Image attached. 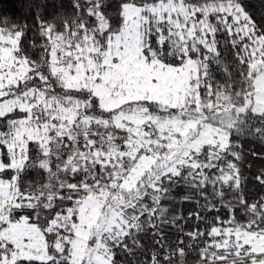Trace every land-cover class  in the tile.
<instances>
[{"label":"snow or ice","instance_id":"6c2138e0","mask_svg":"<svg viewBox=\"0 0 264 264\" xmlns=\"http://www.w3.org/2000/svg\"><path fill=\"white\" fill-rule=\"evenodd\" d=\"M71 10L0 18V264H264V0Z\"/></svg>","mask_w":264,"mask_h":264},{"label":"trees","instance_id":"16d2710c","mask_svg":"<svg viewBox=\"0 0 264 264\" xmlns=\"http://www.w3.org/2000/svg\"><path fill=\"white\" fill-rule=\"evenodd\" d=\"M73 0H0V18L7 17L21 25H27L29 42L39 39V24L41 21L62 24L66 18L73 17L71 5ZM247 3L257 15L262 10V0H247ZM254 167L247 170L249 180L251 172L261 167V161H254ZM254 188V184H253Z\"/></svg>","mask_w":264,"mask_h":264}]
</instances>
